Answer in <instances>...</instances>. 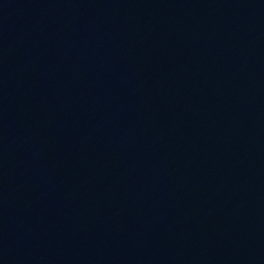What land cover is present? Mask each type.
Returning <instances> with one entry per match:
<instances>
[{"label":"water","instance_id":"95a60500","mask_svg":"<svg viewBox=\"0 0 264 264\" xmlns=\"http://www.w3.org/2000/svg\"><path fill=\"white\" fill-rule=\"evenodd\" d=\"M0 264H264V0H0Z\"/></svg>","mask_w":264,"mask_h":264}]
</instances>
